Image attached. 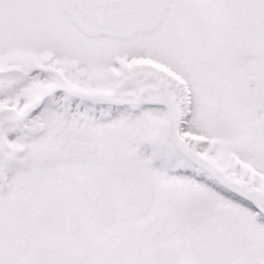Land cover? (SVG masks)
Masks as SVG:
<instances>
[{
  "label": "snow or ice",
  "instance_id": "6c2138e0",
  "mask_svg": "<svg viewBox=\"0 0 264 264\" xmlns=\"http://www.w3.org/2000/svg\"><path fill=\"white\" fill-rule=\"evenodd\" d=\"M0 264H264V0H0Z\"/></svg>",
  "mask_w": 264,
  "mask_h": 264
}]
</instances>
